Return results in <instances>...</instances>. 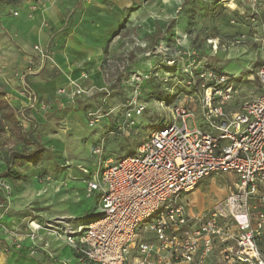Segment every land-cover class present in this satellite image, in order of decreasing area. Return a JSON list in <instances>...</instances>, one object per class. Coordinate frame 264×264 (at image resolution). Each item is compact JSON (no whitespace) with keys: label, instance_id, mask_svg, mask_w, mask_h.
<instances>
[{"label":"rangeland","instance_id":"obj_1","mask_svg":"<svg viewBox=\"0 0 264 264\" xmlns=\"http://www.w3.org/2000/svg\"><path fill=\"white\" fill-rule=\"evenodd\" d=\"M132 1L133 8L138 5L149 13V22L131 21L126 26L115 18L110 21L101 0H0V37L13 48L26 47L23 35L16 32L28 10L53 3L64 6L65 18L57 33L82 36L80 46L100 55L102 83L88 86L82 79L75 81L85 93L63 107L40 100L36 93V101H30L22 88L17 93L15 86L0 84V238L6 246L28 244L70 263L77 254L53 230L59 219L99 213L95 196H88L86 190L95 165L93 148L102 143L104 157L114 161L133 153L150 131L171 121V110L179 103L195 112L194 120H186L188 128L201 123L202 81L196 74L209 69L236 73L227 113L238 111L259 93L255 52L249 58L235 57L238 63L228 64L231 59L226 57V51L237 44L254 49L243 32L252 21L247 13L240 14L241 4L233 11L227 7L233 0H175L172 11L169 0ZM182 21L184 37L178 34ZM35 45L52 51L50 45ZM34 46L36 55L30 59L38 73L53 62L41 67ZM64 86L65 92L74 88V84ZM133 100L144 110L128 117ZM233 181L229 174L207 176L182 200L190 212L199 213L226 197ZM262 230L256 242L264 255ZM229 245L233 254L235 240L230 239ZM223 249L218 246L213 252L215 264H232L221 259Z\"/></svg>","mask_w":264,"mask_h":264},{"label":"built area","instance_id":"obj_2","mask_svg":"<svg viewBox=\"0 0 264 264\" xmlns=\"http://www.w3.org/2000/svg\"><path fill=\"white\" fill-rule=\"evenodd\" d=\"M227 7L247 13L255 23L264 0H233ZM34 49L41 67L53 62L52 51ZM259 59V93L238 111L225 110L236 74L209 69L196 74L202 81L201 125L188 128L186 120H194L195 112L179 103L171 121L150 131L131 154L114 161L104 157L102 143L96 144L86 190L95 196L99 213L59 219L56 237L85 263L206 264L223 246L221 259L229 263L264 264L256 242L264 228V48ZM34 72L30 59L21 88L33 102L36 94L25 75ZM73 84L69 92L65 86L57 89L62 104L85 93ZM132 104L128 117L144 110L135 100ZM213 174L235 177L230 193L199 213L190 212L182 197ZM230 239L236 244L233 254Z\"/></svg>","mask_w":264,"mask_h":264},{"label":"crops","instance_id":"obj_3","mask_svg":"<svg viewBox=\"0 0 264 264\" xmlns=\"http://www.w3.org/2000/svg\"><path fill=\"white\" fill-rule=\"evenodd\" d=\"M101 1L108 7L106 15H108L110 21L115 18V21L119 20L126 24V26L131 21L142 22L143 24L150 21L149 13L145 9L140 8L138 5L137 7H132L134 2L132 0ZM174 4L175 0H169V8L172 11L176 9ZM131 7L133 9H130ZM128 10H130L129 14L125 13ZM26 13L29 18L25 16L22 19V24L16 32L17 35H23L26 42L25 48L24 45L21 48L17 46L13 48L9 40L0 37V84L5 81L10 86H15L17 93H19L21 74H25L28 61L36 55L33 50L35 44L42 46L50 45L53 53V64L47 63L38 73L34 72L25 75L26 80L29 81L31 88L39 96L40 100H44L45 102L52 101L58 104V106L63 107L66 103H61L62 98H59L60 95L56 94V90L65 84H73L72 79H76V81L82 79L81 81L88 86H99L102 84L100 77V55H91L86 48L84 49L80 46L81 41H84L82 36L72 31L57 33L56 29L58 25L62 24L65 18L64 6L60 3H53L45 6V8L35 6ZM183 23L182 21L178 28V34L181 37L185 35ZM245 28H248L247 31H243L247 37L246 41L254 44V49L249 50L246 44L231 46L226 51V57L231 59L228 64L232 62L238 63L235 60L237 56L242 55L249 58L253 52H255V57L257 56L256 59L259 62V55L264 48V7L260 10L257 21ZM20 38L19 36L16 37V39ZM239 68H241V65ZM225 70H228L227 73L230 72L229 69ZM84 76L86 78L83 79ZM44 113L46 114L47 111ZM2 241V238H0V243L3 244H0V264H53L54 261L57 264H87L77 255L71 256L70 263H64L58 258L50 256L45 250L34 248L28 244H23L19 247L18 244L13 245L10 243L11 245L6 246V242ZM68 249L70 248L68 247ZM67 252L65 250V253ZM212 254L207 258L206 264L216 263L217 257L214 259Z\"/></svg>","mask_w":264,"mask_h":264},{"label":"trees","instance_id":"obj_4","mask_svg":"<svg viewBox=\"0 0 264 264\" xmlns=\"http://www.w3.org/2000/svg\"><path fill=\"white\" fill-rule=\"evenodd\" d=\"M91 263H92V262H88L87 264H91ZM53 264H57V262L54 261Z\"/></svg>","mask_w":264,"mask_h":264},{"label":"bare ground","instance_id":"obj_5","mask_svg":"<svg viewBox=\"0 0 264 264\" xmlns=\"http://www.w3.org/2000/svg\"><path fill=\"white\" fill-rule=\"evenodd\" d=\"M231 6V5H230ZM76 81V79H72V82H75Z\"/></svg>","mask_w":264,"mask_h":264}]
</instances>
